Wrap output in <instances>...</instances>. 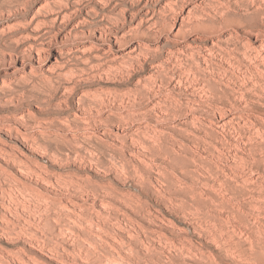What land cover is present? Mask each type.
Returning a JSON list of instances; mask_svg holds the SVG:
<instances>
[{
    "label": "rangeland",
    "instance_id": "rangeland-1",
    "mask_svg": "<svg viewBox=\"0 0 264 264\" xmlns=\"http://www.w3.org/2000/svg\"><path fill=\"white\" fill-rule=\"evenodd\" d=\"M51 1L0 0V264H264V0Z\"/></svg>",
    "mask_w": 264,
    "mask_h": 264
},
{
    "label": "bare ground",
    "instance_id": "bare-ground-1",
    "mask_svg": "<svg viewBox=\"0 0 264 264\" xmlns=\"http://www.w3.org/2000/svg\"><path fill=\"white\" fill-rule=\"evenodd\" d=\"M51 1V0H50ZM83 0H76V3H79V4H77V5H80V2H82ZM100 3L102 2V4L104 3H106L107 5L111 2V0H98ZM242 1V0H241ZM67 3V4H66ZM112 3V2H111ZM254 3H256V2H254ZM74 6V8H75V3H72L71 2V0H59V1H55V2H47L46 4H44L43 6V8H44V10H47V12H50V13H53L54 11H56L55 12V19H59V18H61L62 20L61 21H64L66 18H72V14H74V15H77V13H76V11H70L69 12V9H71V8H73V6ZM178 6V5H177ZM262 6V5H261ZM212 7V6H211ZM259 8H260V6H259ZM263 8V7H262ZM64 9H67L68 11L67 12H64ZM76 9V8H75ZM77 9H79V8H77ZM104 9H105V7H104ZM249 9V8H248ZM257 9H258V7H257ZM256 9V10H257ZM74 10V9H73ZM263 10H264V8H263ZM80 11H81V9H80ZM258 11V10H257ZM256 11V14H259V11L257 12ZM40 12V11H39ZM263 12V11H262ZM63 13V14H62ZM76 13V14H75ZM99 12H97V10L95 9V8H93V7H91V9H89L88 11H87V15L90 17V18H93V16L95 15V14H98ZM38 14H40V13H38ZM49 14V13H48ZM259 16V15H258ZM122 17V16H121ZM35 18V17H34ZM73 19V18H72ZM204 19V18H203ZM254 19V18H253ZM111 20V19H110ZM28 21V20H27ZM90 21V19H88L87 17H83L82 19H79L78 21H77V24L79 25V24H82L83 26L84 25H87L88 24V22ZM33 22H35V20L34 19H32V20H30V24H28V25H31V23H33ZM42 22H44L45 23V21L44 20H42ZM35 24L37 25L36 26V28H38V29H40L41 28V26H42V24H41V22H40V20H37L36 22H35ZM56 24V23H55ZM26 27V26H25ZM110 27V26H109ZM37 29V30H38ZM41 30V29H40ZM116 31H118V29H116ZM35 33V32H34ZM251 33V32H250ZM101 34V36H102V32L100 33ZM38 35V34H37ZM106 35V34H105ZM252 36V35H251ZM30 37V36H29ZM28 37V38H29ZM111 39L113 40V42H114V44H118L119 42H120V36L118 35V33H113L111 36ZM31 38V37H30ZM115 39V40H114ZM30 44V43H29ZM30 47H31V50H34V52H35V54L38 56L37 57V60L39 61V62H41V61H44V60H46L47 59V57L50 55L49 53H48V51H47V49L46 48H44V47H39V46H34V45H30ZM26 50V49H25ZM212 51V50H211ZM258 52V51H257ZM255 55V54H254ZM32 57V56H31ZM247 56H245V58H246ZM253 57V56H252ZM101 58V57H100ZM260 78V77H259ZM3 151V150H2ZM168 239V238H167ZM189 241V240H188ZM191 244V243H190ZM186 246V245H185ZM204 255V254H203ZM208 255V254H207ZM140 258V257H139ZM206 258V257H205ZM184 262V261H183Z\"/></svg>",
    "mask_w": 264,
    "mask_h": 264
}]
</instances>
